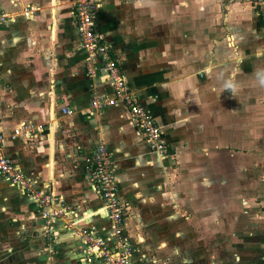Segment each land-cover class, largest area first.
I'll use <instances>...</instances> for the list:
<instances>
[{
  "label": "crops",
  "instance_id": "crops-1",
  "mask_svg": "<svg viewBox=\"0 0 264 264\" xmlns=\"http://www.w3.org/2000/svg\"><path fill=\"white\" fill-rule=\"evenodd\" d=\"M99 1L96 32L168 154L147 150L120 104L83 123L60 117L63 107L85 111L94 96L113 94L107 80L86 77L73 0H0V131L53 123L46 143L34 148L18 138L4 153L44 188L55 174L60 195L93 211L101 202L82 161L101 140L133 210L129 231L178 240L175 264H264L262 18L238 1L223 14L205 6L210 0ZM60 128L75 131L76 142H58ZM5 183L0 178V230L34 229L29 202ZM98 222L104 236L106 221Z\"/></svg>",
  "mask_w": 264,
  "mask_h": 264
},
{
  "label": "rangeland",
  "instance_id": "rangeland-1",
  "mask_svg": "<svg viewBox=\"0 0 264 264\" xmlns=\"http://www.w3.org/2000/svg\"><path fill=\"white\" fill-rule=\"evenodd\" d=\"M96 1L101 6V2ZM236 1L243 5H251L254 10L252 2L254 0H210L204 3H206V7H215L216 5V8L219 7V13L223 14L228 4L236 3ZM213 10L212 14L216 13L214 8ZM77 41L78 52L83 56L86 77L106 80L102 70L103 64L96 56H89V51L82 46L78 33ZM122 74L125 77L123 70ZM109 86L113 88L111 83ZM112 93L110 98H114V89H112ZM100 96L99 94L94 96L85 111L76 112L71 108L63 107L71 112L68 115L63 114L61 108L60 117L70 120L76 116L83 123L86 118L93 119L102 115L103 111L110 106L101 103L103 108L95 110L93 101L96 98L98 100ZM132 123L138 128L133 120ZM51 125H53L51 121L42 124L30 121L19 124L5 135L12 139L14 131L19 129L20 133L11 141L22 138L27 144L35 148L38 144L48 141ZM59 130L58 142L61 139L67 143L76 142L75 131L63 128ZM145 144L147 146V143ZM147 150L152 153L149 148ZM97 153L99 154L98 162L101 171H95ZM89 154L83 157L82 161L84 179L101 202L99 208L93 211L81 209L80 206L74 205L60 195L57 191L59 180L57 181L55 174H53V179L49 181L47 187L44 188L37 184L34 177L21 170L27 179V192H19L3 180L7 186L13 188L29 202L31 207L30 220L36 222L38 227L35 226L36 229L34 227L28 231L27 228L23 227L22 232H19L20 228L16 227L14 233L11 230V234L1 229L0 239L6 237L5 239L9 242L7 241L8 244L6 242L4 245L3 241H0V264H175L176 260H180L179 253H174L173 250L175 249L171 248L178 243V240L171 238L165 241L158 239L152 232H150L152 235L149 236L144 232L129 231L131 229H129L128 222L133 215V210L121 193L122 188L116 179L113 158L107 145L99 140L93 144ZM257 166L259 167L255 163L254 169H257ZM174 180L176 181V178ZM94 183L102 191L103 197H100L96 192ZM100 218H104L106 221V227H104L106 234L104 236L100 234L98 228ZM15 222H17L16 225L20 224L19 221ZM179 228V225L173 226L174 231L179 230ZM163 236L164 233L158 235L159 238Z\"/></svg>",
  "mask_w": 264,
  "mask_h": 264
},
{
  "label": "built area",
  "instance_id": "built-area-1",
  "mask_svg": "<svg viewBox=\"0 0 264 264\" xmlns=\"http://www.w3.org/2000/svg\"><path fill=\"white\" fill-rule=\"evenodd\" d=\"M252 2L255 11L264 20V0H254ZM73 7L75 26L80 42L83 47L88 49L90 57L96 56L103 64L102 70L105 74L104 79L111 83L112 89L115 91L114 98L103 96L98 97V100L96 98L93 101V108L95 110L103 108L101 103L105 106H115L118 104L124 106L138 127L137 129L145 138V142L151 152L159 155L161 158L165 157L168 154V148L162 138L160 127L155 123L147 110L139 103L137 96L131 91H128L126 80L122 74L119 63L111 57L109 47L104 44L103 37L96 32L95 16L100 8L98 2L96 0H73ZM62 113L71 114L67 108H62ZM19 133V129L15 130L12 139H9L4 132L0 131V178L15 187L19 192H27L26 177L23 175L18 165L15 164L3 150L4 144L14 140ZM98 160L99 154L97 153L95 171H101ZM94 187L96 190L98 189V185L95 183ZM100 192V197H103L102 191Z\"/></svg>",
  "mask_w": 264,
  "mask_h": 264
},
{
  "label": "trees",
  "instance_id": "trees-1",
  "mask_svg": "<svg viewBox=\"0 0 264 264\" xmlns=\"http://www.w3.org/2000/svg\"><path fill=\"white\" fill-rule=\"evenodd\" d=\"M96 192L98 193V195H99V192L96 190Z\"/></svg>",
  "mask_w": 264,
  "mask_h": 264
},
{
  "label": "water",
  "instance_id": "water-1",
  "mask_svg": "<svg viewBox=\"0 0 264 264\" xmlns=\"http://www.w3.org/2000/svg\"><path fill=\"white\" fill-rule=\"evenodd\" d=\"M50 132L52 133V129L50 130Z\"/></svg>",
  "mask_w": 264,
  "mask_h": 264
}]
</instances>
